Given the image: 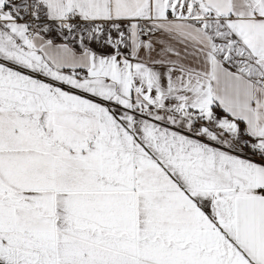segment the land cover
<instances>
[{
    "label": "snow or ice",
    "instance_id": "snow-or-ice-1",
    "mask_svg": "<svg viewBox=\"0 0 264 264\" xmlns=\"http://www.w3.org/2000/svg\"><path fill=\"white\" fill-rule=\"evenodd\" d=\"M0 264H264V0H0Z\"/></svg>",
    "mask_w": 264,
    "mask_h": 264
}]
</instances>
